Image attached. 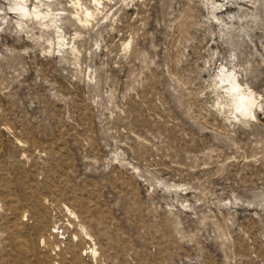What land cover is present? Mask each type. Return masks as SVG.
I'll return each mask as SVG.
<instances>
[{
    "label": "rangeland",
    "instance_id": "obj_1",
    "mask_svg": "<svg viewBox=\"0 0 264 264\" xmlns=\"http://www.w3.org/2000/svg\"><path fill=\"white\" fill-rule=\"evenodd\" d=\"M13 1L0 264H264V0Z\"/></svg>",
    "mask_w": 264,
    "mask_h": 264
},
{
    "label": "bare ground",
    "instance_id": "obj_2",
    "mask_svg": "<svg viewBox=\"0 0 264 264\" xmlns=\"http://www.w3.org/2000/svg\"><path fill=\"white\" fill-rule=\"evenodd\" d=\"M25 4L22 3L21 0H14L12 2V9L16 13H18L19 16H21L22 18L30 15V13H33L32 17L33 16L34 17H36V16H41V17L46 16V17H48V21L50 23H53L55 21V18L53 17L52 13L48 14L49 12L44 13V11L40 12V11H35V10L30 11V9L28 8V5L26 7ZM89 13L90 12L87 9H85L84 15L86 16V14H87V16H88ZM49 22H48V24H49ZM54 24H51V25L53 26ZM55 26L56 25H54V28H57V26L56 27ZM58 31H59V29H58ZM228 71L226 69H224V70L221 69L219 71V75L218 76H219V81L221 83L220 85L225 89V92L227 93V95L230 96V98L232 99L234 110L238 113V115L249 116V117L253 116L254 117L253 106L254 105L256 106L255 99L257 97L254 95V93L251 90H249L247 88H242L241 85L238 83V81L234 79L235 77L232 76Z\"/></svg>",
    "mask_w": 264,
    "mask_h": 264
}]
</instances>
